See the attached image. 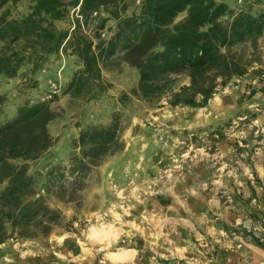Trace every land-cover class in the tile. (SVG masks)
<instances>
[{
	"label": "rangeland",
	"instance_id": "1",
	"mask_svg": "<svg viewBox=\"0 0 264 264\" xmlns=\"http://www.w3.org/2000/svg\"><path fill=\"white\" fill-rule=\"evenodd\" d=\"M225 1L236 9L246 6ZM133 2L126 0L128 13L138 7ZM31 5L21 0L3 9L18 19ZM252 10L264 12V0H254ZM69 11L56 21L58 28H73V5ZM233 51L254 54L251 69L264 71V34L257 49L246 42ZM61 54L42 69L38 89L21 93L18 78H0V91L9 99L0 119L12 117L24 100L49 99L50 80L61 85L51 103L58 117L49 124L57 142L28 163L38 195L63 213L62 225L46 238L0 244V264H249L246 248L264 249V74L233 77L205 107L171 106L167 98L152 107L135 96L120 104L119 96L130 92L139 74L126 63L120 72L108 63V94L85 102L61 91L78 69L69 51ZM178 77V86L189 84V77ZM253 88L257 93L249 97ZM116 110L123 113L124 147L94 166L81 185L50 189L45 171L68 163L79 125L107 123ZM116 252L123 255L111 256Z\"/></svg>",
	"mask_w": 264,
	"mask_h": 264
},
{
	"label": "trees",
	"instance_id": "2",
	"mask_svg": "<svg viewBox=\"0 0 264 264\" xmlns=\"http://www.w3.org/2000/svg\"><path fill=\"white\" fill-rule=\"evenodd\" d=\"M19 1L0 0V78H18L21 93L38 89L39 75L50 58L68 51L78 69L61 91L85 102L108 94L112 83L103 74L108 63L118 72L126 63L139 74L130 92L119 96L120 104L135 96L152 107H160L163 98L171 106L205 107L233 77L264 74L251 69L254 54L233 51L246 42L257 49L264 34V12H253L254 0H239L246 5L239 9L225 0H134L138 7L131 13L126 0H31L26 15L9 19L10 10L4 6ZM70 5H80L87 26L94 25V35L78 22L74 29L57 27L56 21L69 15ZM96 10L99 15L94 17ZM105 29L111 33L107 39L101 37ZM179 75L189 77V84L178 86ZM256 93L251 89L249 97ZM49 94V99L24 100L12 117L0 119V244L46 238L62 225V211L38 195L37 178L28 163L41 159L57 142L49 124L58 117L51 103L59 95ZM8 100L7 93L0 92V115ZM122 129L121 110L107 123L79 125L68 163L50 164L45 171L50 189L57 185L66 192L67 182L81 185L94 166L124 147Z\"/></svg>",
	"mask_w": 264,
	"mask_h": 264
},
{
	"label": "built area",
	"instance_id": "3",
	"mask_svg": "<svg viewBox=\"0 0 264 264\" xmlns=\"http://www.w3.org/2000/svg\"><path fill=\"white\" fill-rule=\"evenodd\" d=\"M140 2H141V0H137V3H140ZM239 2H241V1H239ZM72 14H73V28L72 29L75 28V26H76V24L78 22L79 25L81 26V28H83L86 33L91 34L94 31V29H93L94 25L90 28L85 23V18H84L83 14L80 11V5H77L76 7L73 8ZM98 15H99V11L98 10L93 12V16L94 17H96ZM110 35H111V33H109L106 29L105 30H101V37L102 38L107 39V38L110 37ZM49 86L51 88L50 89V93H52V92L53 93H57L61 89V85H60V83L58 81L50 80ZM47 96H48V98H50L51 94H48Z\"/></svg>",
	"mask_w": 264,
	"mask_h": 264
},
{
	"label": "crops",
	"instance_id": "4",
	"mask_svg": "<svg viewBox=\"0 0 264 264\" xmlns=\"http://www.w3.org/2000/svg\"><path fill=\"white\" fill-rule=\"evenodd\" d=\"M1 92V91H0ZM250 248H246L245 252L249 253V260L245 259L246 262H249V264H264V249H260L258 245H250ZM233 258H235V255H232ZM230 260H233L231 257ZM223 264V263H222Z\"/></svg>",
	"mask_w": 264,
	"mask_h": 264
},
{
	"label": "bare ground",
	"instance_id": "5",
	"mask_svg": "<svg viewBox=\"0 0 264 264\" xmlns=\"http://www.w3.org/2000/svg\"><path fill=\"white\" fill-rule=\"evenodd\" d=\"M122 252H116V253H112L111 256H113L114 258H120L122 256Z\"/></svg>",
	"mask_w": 264,
	"mask_h": 264
}]
</instances>
